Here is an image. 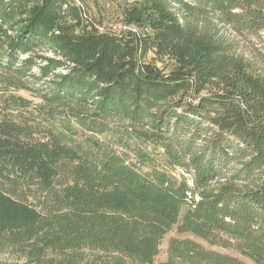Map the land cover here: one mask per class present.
I'll use <instances>...</instances> for the list:
<instances>
[{
	"label": "trees",
	"instance_id": "obj_1",
	"mask_svg": "<svg viewBox=\"0 0 264 264\" xmlns=\"http://www.w3.org/2000/svg\"><path fill=\"white\" fill-rule=\"evenodd\" d=\"M80 2L0 0V91L38 101L0 112L7 264H155L173 230L159 264H264V75L207 24L264 35V0H142L119 33Z\"/></svg>",
	"mask_w": 264,
	"mask_h": 264
},
{
	"label": "rangeland",
	"instance_id": "obj_2",
	"mask_svg": "<svg viewBox=\"0 0 264 264\" xmlns=\"http://www.w3.org/2000/svg\"><path fill=\"white\" fill-rule=\"evenodd\" d=\"M83 2L85 9V18H87L90 23H93L97 28L101 31H113L119 33L123 29H125L122 24V15L123 10L126 7L134 5L142 0H80ZM211 18V19H210ZM207 24H213L218 26L220 30V34H222L226 41L234 44L233 52L242 55L247 59L250 63H252L255 70L264 75V35H244L240 36L231 30V28L224 26L220 22H218L214 16H211ZM204 22V21H203ZM206 23V22H205ZM153 58V54L149 53L145 58V61H150ZM158 67L167 68L170 66V63H160L156 62ZM167 71V70H166ZM10 94H14L17 96H21L31 100L33 104L38 103L37 99H35L31 93L25 91L13 92H1L0 91V112H5L3 109L5 108V104L3 101L4 96L8 97ZM178 237L182 238L176 233V230L170 232L163 240L160 253L155 260V264H159L161 262H165L168 258V244L171 238ZM201 242V241H199ZM208 249H212L217 252L231 254L234 256H239L233 251H229L220 247H210L204 242H201ZM15 261V258L11 257L8 254H0V264L12 263ZM252 264L250 261L245 260Z\"/></svg>",
	"mask_w": 264,
	"mask_h": 264
}]
</instances>
